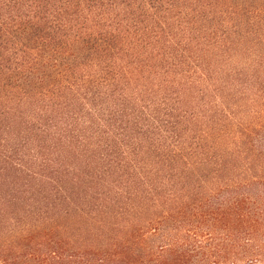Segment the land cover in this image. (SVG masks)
<instances>
[{"label": "trees", "instance_id": "16d2710c", "mask_svg": "<svg viewBox=\"0 0 264 264\" xmlns=\"http://www.w3.org/2000/svg\"><path fill=\"white\" fill-rule=\"evenodd\" d=\"M37 197L103 264H264V0H0V223Z\"/></svg>", "mask_w": 264, "mask_h": 264}, {"label": "rangeland", "instance_id": "374dc122", "mask_svg": "<svg viewBox=\"0 0 264 264\" xmlns=\"http://www.w3.org/2000/svg\"><path fill=\"white\" fill-rule=\"evenodd\" d=\"M24 202L26 211L21 203L12 207L21 211V218H11V228H5L4 221L0 223V264H36L29 261L34 257L32 253L43 260L42 264L102 263L101 258L110 249L106 236L100 232L96 235V213L89 210L94 206L57 203L41 197ZM80 208L85 212H80ZM67 209L77 212L69 216ZM59 224L67 228L64 234L61 230L56 233Z\"/></svg>", "mask_w": 264, "mask_h": 264}]
</instances>
